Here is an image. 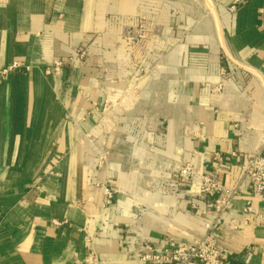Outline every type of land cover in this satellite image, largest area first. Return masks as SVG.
Returning a JSON list of instances; mask_svg holds the SVG:
<instances>
[{"label":"crops","instance_id":"crops-1","mask_svg":"<svg viewBox=\"0 0 264 264\" xmlns=\"http://www.w3.org/2000/svg\"><path fill=\"white\" fill-rule=\"evenodd\" d=\"M211 1L198 21L197 0H0V71L28 67L0 74V264H80L85 232L99 264H165L142 256L216 213L160 194L187 162L236 190L213 232L226 264H264L243 171L264 155V0Z\"/></svg>","mask_w":264,"mask_h":264},{"label":"built area","instance_id":"built-area-1","mask_svg":"<svg viewBox=\"0 0 264 264\" xmlns=\"http://www.w3.org/2000/svg\"><path fill=\"white\" fill-rule=\"evenodd\" d=\"M237 0L231 5V9L235 8ZM83 55V52H81ZM55 66L59 62H55ZM21 67L28 68L22 61L14 60L0 71L2 76L8 72L17 70ZM100 162L106 161L104 154L99 155ZM244 174L249 177L254 185L256 194L264 199V155L256 152L250 156L243 166ZM186 185V188H183ZM160 194L163 199H167V203H172L173 199L184 195H199L205 198L208 206L212 202L216 203V213L212 219L205 224V235L193 243H180L165 253H152L144 255L142 258H150L156 263L165 264H226L223 251L217 246L214 230L219 224V218L222 211L230 207L232 198L236 194L235 189L222 186L214 177L209 175L198 174L190 163H184L176 173L175 179H165L159 187ZM108 199H111V193L106 192ZM218 195L217 199H212ZM83 245L85 248V257L80 264H99L97 252L94 247V236L88 232L84 233Z\"/></svg>","mask_w":264,"mask_h":264},{"label":"rangeland","instance_id":"rangeland-1","mask_svg":"<svg viewBox=\"0 0 264 264\" xmlns=\"http://www.w3.org/2000/svg\"><path fill=\"white\" fill-rule=\"evenodd\" d=\"M197 2H198V6L201 4L202 6H201V8L200 9H198L197 10V12H198V14H197V20L198 21H200L201 20V15H208L209 14V11L210 10H208V9H205V7H206V4H207V6L208 7H211V0H197ZM80 55H82V53L81 52H83V55H84V53H85V51L84 50H78L77 51ZM88 145H89V147L91 148L92 147V145H93V138H92V136H90V137H88Z\"/></svg>","mask_w":264,"mask_h":264},{"label":"bare ground","instance_id":"bare-ground-1","mask_svg":"<svg viewBox=\"0 0 264 264\" xmlns=\"http://www.w3.org/2000/svg\"><path fill=\"white\" fill-rule=\"evenodd\" d=\"M213 6V5H212Z\"/></svg>","mask_w":264,"mask_h":264}]
</instances>
